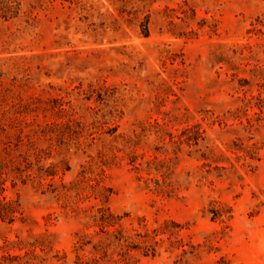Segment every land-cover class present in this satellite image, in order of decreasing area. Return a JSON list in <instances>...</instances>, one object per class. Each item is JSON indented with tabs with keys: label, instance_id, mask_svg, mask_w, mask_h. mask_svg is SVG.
Masks as SVG:
<instances>
[{
	"label": "rangeland",
	"instance_id": "rangeland-1",
	"mask_svg": "<svg viewBox=\"0 0 264 264\" xmlns=\"http://www.w3.org/2000/svg\"><path fill=\"white\" fill-rule=\"evenodd\" d=\"M0 264H264V0H0Z\"/></svg>",
	"mask_w": 264,
	"mask_h": 264
}]
</instances>
